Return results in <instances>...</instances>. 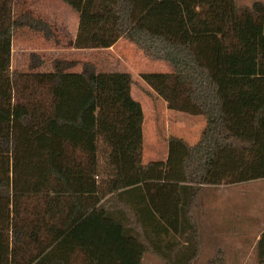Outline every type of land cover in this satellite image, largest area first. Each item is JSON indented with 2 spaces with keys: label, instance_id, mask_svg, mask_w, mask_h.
Instances as JSON below:
<instances>
[{
  "label": "trees",
  "instance_id": "16d2710c",
  "mask_svg": "<svg viewBox=\"0 0 264 264\" xmlns=\"http://www.w3.org/2000/svg\"><path fill=\"white\" fill-rule=\"evenodd\" d=\"M59 1L78 14L73 49L108 50L125 39L168 63L171 73L141 79L169 111L203 118L206 128L194 145L170 137L167 160L144 163L132 76L92 63L72 72L61 59L38 72L36 54L29 72H13L16 32L54 34L0 0V264H147L150 255L195 264L198 196L264 180V13L235 0ZM148 217L157 238L139 225ZM256 251L264 264V231ZM223 263L221 253L209 262Z\"/></svg>",
  "mask_w": 264,
  "mask_h": 264
},
{
  "label": "rangeland",
  "instance_id": "374dc122",
  "mask_svg": "<svg viewBox=\"0 0 264 264\" xmlns=\"http://www.w3.org/2000/svg\"><path fill=\"white\" fill-rule=\"evenodd\" d=\"M235 1L241 8L259 7L264 13V0ZM11 9L15 18L28 14L34 19L47 23L53 31V39L47 41V46H43L46 49L34 53L43 60V67L38 72L52 71V63L61 59L72 64L70 69L72 72H80L83 64L92 63L100 73H128L132 76L134 82L132 96L141 104L144 113V161L153 162L166 159L168 156L167 140L170 137L181 139L185 137L187 140H184L191 145L199 141L206 128V121L200 117L171 113L166 103L141 79V75L145 73H171L172 68L168 63L147 58L125 39L120 40L108 50H73L78 14L59 0H12ZM40 35L28 28L16 32L12 44L13 72H29V59L33 53L25 47L34 46L36 43L43 45ZM99 169L101 170V164ZM217 190V193L209 191L206 195L207 198L204 201L207 205L206 210L198 208V222L199 214L206 225H210L208 221H212L213 218L223 222L230 217L238 224L236 227L239 233L245 235L244 239L242 238L245 243H234L231 240L219 243L221 251L224 252V256L232 258V253L240 249V253L245 254L246 264H258L255 246L257 233L259 234V231L264 229V180L233 187H219ZM202 197L205 198V196ZM206 211L208 214H205ZM202 253L205 259H210L216 255V250L212 244H204ZM162 262L168 264L165 260ZM231 262L230 264H234Z\"/></svg>",
  "mask_w": 264,
  "mask_h": 264
},
{
  "label": "crops",
  "instance_id": "0c3cea01",
  "mask_svg": "<svg viewBox=\"0 0 264 264\" xmlns=\"http://www.w3.org/2000/svg\"><path fill=\"white\" fill-rule=\"evenodd\" d=\"M77 29H78V26L76 28V33H75V36L73 38V42H74L76 34H77ZM40 36H42L41 38H42V44L43 45H40V44L37 45V43L34 46L27 45V47H25V48L30 50L29 52L34 54V53H37V52L44 51V49H46L43 46H47V43H48L47 41L48 40L45 39V37L42 34ZM23 49L24 48H22V50ZM73 50H75V49H73ZM197 120H195V121H197ZM198 122H200V121H198ZM192 123H194V121ZM188 137H189V135H188ZM183 138L187 140V138H185V137H183ZM144 158H145V154H144ZM167 158H168V156L166 157V159H163L161 161H166ZM144 163L148 164L149 162L144 161ZM97 184L99 186V195L102 196L103 189H105L104 188L105 182L103 181L101 176L97 177ZM234 186H237V185H234ZM228 187H233V186H228ZM209 191H210V193H212V192L217 193L218 190H217V188H207V189H205L204 192L201 193V196H199V198L197 200V205L192 211V215H193L192 218L194 219L196 224L198 223L200 225V240H201L202 245H204V244L205 245L212 244L214 249L216 250V254H218V253L223 254V259H224V263L223 264H230L231 261H232L231 263H234V264H246L245 254L244 253H240V249H236L234 251V253H232V258H231V257L224 256V252L221 251L222 249L219 247V245L221 243L228 242L229 240L233 241L234 243H241V242L245 243L243 241V239H244L243 236H245V235L243 233H241V232L239 233V230L236 227L238 224H236L234 220H231V218L229 217L227 220H224L223 222H219V221H217V220H215L213 218L212 221H208V224H210V225H206L204 223V221L202 220V216L199 214V217H200L199 222L201 224L198 222V213H197L198 208L200 207L203 211L206 210L207 205L204 203V201H206V198H207L206 195L209 194ZM202 196H205V198H203ZM133 200H134L133 197L130 198L129 195H127L126 199H122L123 202L127 203L128 207L130 205H134L133 204ZM205 214H208V211H206ZM152 220L153 219H150L148 217V220L145 222V218H143L144 223H141L139 225L143 229V232H145V233H147V234L152 236V237L149 236L150 238H157L156 235L152 234L153 230H151L150 228L152 226L156 227L158 225L151 224L150 222ZM95 222L96 221H94V223ZM97 223L98 224L100 223L99 218L97 219ZM94 227L95 226L92 225V226H90V228L87 227L86 229H84V231H89V230L94 231ZM159 229L161 230V233H162L161 237L163 238L164 237L163 233H165V229L163 227L159 226L157 228L158 232H159ZM263 231H264V229H261L259 231V234L257 233V235H258L257 242H258V240L260 238V235L262 234ZM158 242H159V245L161 244L162 246H164L163 240L161 242L160 241H158ZM215 257H216V255L212 256L210 259H205V257L203 256V253H202V255L198 258V260H197V262L195 264H200L201 262H203V264H209V262H211L213 259H215ZM144 260H145V263L149 262V264H154V263L155 264H165L164 262H162L161 258L154 257V256H146Z\"/></svg>",
  "mask_w": 264,
  "mask_h": 264
}]
</instances>
